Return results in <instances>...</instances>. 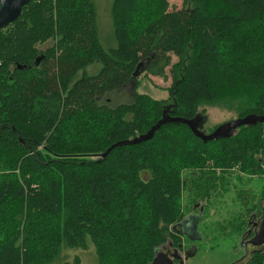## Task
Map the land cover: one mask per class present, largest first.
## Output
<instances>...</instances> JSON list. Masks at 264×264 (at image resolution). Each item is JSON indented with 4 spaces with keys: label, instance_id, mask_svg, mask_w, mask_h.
Segmentation results:
<instances>
[{
    "label": "trees",
    "instance_id": "16d2710c",
    "mask_svg": "<svg viewBox=\"0 0 264 264\" xmlns=\"http://www.w3.org/2000/svg\"><path fill=\"white\" fill-rule=\"evenodd\" d=\"M182 1L113 0V47L94 0H32L0 29V264H68L65 251L89 245L97 264H151L183 250L185 193L191 213L234 181L262 182L258 204L255 188L236 192L244 214L261 216L264 124L206 144L169 124L100 159L166 110L203 127L205 106L264 115V0ZM138 68L170 76L169 98L139 93ZM127 88L129 102L109 104ZM252 260L264 263V247Z\"/></svg>",
    "mask_w": 264,
    "mask_h": 264
},
{
    "label": "rangeland",
    "instance_id": "374dc122",
    "mask_svg": "<svg viewBox=\"0 0 264 264\" xmlns=\"http://www.w3.org/2000/svg\"><path fill=\"white\" fill-rule=\"evenodd\" d=\"M94 2L96 5L97 24L101 42L105 47H113L115 45L112 39L111 19L113 0H94ZM169 2L172 10H179L183 7L182 0H169ZM105 42L110 45L105 44ZM92 72L93 70H90V73ZM139 76V93L147 94L157 100L169 98V88L172 84L170 76L167 80L161 77H147L143 72H141ZM130 100L129 88L120 94H112L108 97L109 104L113 106L129 102ZM202 110L205 111L204 114L207 116V123L203 127V132L205 134H211L217 127L238 118V109H236L234 105H232L231 108L227 106H205ZM244 179L247 178L244 177ZM247 183V181H244L238 184L237 181H234L231 193L226 194L220 200H218L217 197L216 201L211 203L202 200L200 206L196 210H192V214H200L199 209L201 207L206 209L201 217L200 233L198 234L201 236V239L196 242H190L187 238L182 237V244H184V247H182L183 250L179 253H182L183 260L185 259V250L190 249V252L194 248L196 249L195 255L185 260L184 264H244L245 262H248V264H256L252 263V258L260 249L251 245L248 238L244 237L247 230V222L251 220L252 214L249 216L248 214H244L245 210L242 204L236 200V192L240 189L244 191L250 189V193L253 195L255 188L256 191L254 195L258 199L256 203L258 204L260 201L259 194L262 182L255 179L252 185ZM250 193H244L243 196L247 197ZM188 198L189 196L185 193L184 204L186 207V216L189 215L192 209L187 208L189 205ZM252 203L253 202H251V204ZM231 221L237 229L229 226ZM243 222H246V225H244L245 229L240 232L238 228ZM192 245L193 247H191ZM178 247H181V245H178ZM178 247L176 249H178ZM65 253L67 256L65 262L68 264H74L75 258L77 257L80 259V264H97L95 248L92 245H89V249L86 251L78 249L65 251Z\"/></svg>",
    "mask_w": 264,
    "mask_h": 264
},
{
    "label": "water",
    "instance_id": "95a60500",
    "mask_svg": "<svg viewBox=\"0 0 264 264\" xmlns=\"http://www.w3.org/2000/svg\"><path fill=\"white\" fill-rule=\"evenodd\" d=\"M31 1L32 0H0V29H5L10 24L16 22L22 15L24 7L29 5ZM139 69L140 68L137 69L135 77H138L140 75ZM169 124H183L187 126L197 138H199L206 144L208 142L230 138L234 135L236 130L241 127H251L256 126L258 124H264V115H247L243 118H238L234 121L219 126L211 134H205L203 132L204 122L202 116L199 115L196 118L189 120L185 118L171 116L167 113L166 110L162 119L158 121L157 124H155L146 134L129 141H123L115 144L107 152H105L100 159L105 160L109 156V154L116 148L131 145H139L152 140L157 131H159L163 126ZM198 237L201 239L200 235H198ZM251 244L255 247L264 246V215L262 223L260 225V229L255 235V237L251 240ZM195 251L196 249L194 248L192 251L187 252L184 260L177 254H175L174 257H171L167 253L161 251L157 254L151 264H175L174 259H180V263L184 264L185 260H188L189 258L195 255Z\"/></svg>",
    "mask_w": 264,
    "mask_h": 264
},
{
    "label": "flooded vegetation",
    "instance_id": "af4514ba",
    "mask_svg": "<svg viewBox=\"0 0 264 264\" xmlns=\"http://www.w3.org/2000/svg\"><path fill=\"white\" fill-rule=\"evenodd\" d=\"M199 206H200V201H199V203H197L195 205L194 209L196 210ZM205 211H206V209L204 207H201L199 209L200 214H192L191 213V214L187 215L185 217L184 221L182 222V224L180 225L181 234L183 235L184 238H187L190 242H196L200 239L198 237V234L200 233L201 217ZM263 215H264V207L262 208L261 216H258L255 214L252 216V219L248 220V222H247V226H246L247 230H246V234L244 235V237L248 238V241L250 242V244H251V240L255 237V235L257 234V232L260 229V225H261L262 220H263ZM194 239H196V240H194ZM191 247H193V245ZM262 247H264V246H262ZM262 247H256V248L261 249ZM189 250L190 249L184 251L185 257H186L187 252H189ZM167 251H166V253H168L169 256L174 257V255L177 254L178 256L182 257V259H183L182 253H179L178 251H176V252H170V251L167 252ZM174 262H175V264L177 262L180 263V259L179 260L174 259ZM244 264H248V262H245Z\"/></svg>",
    "mask_w": 264,
    "mask_h": 264
}]
</instances>
